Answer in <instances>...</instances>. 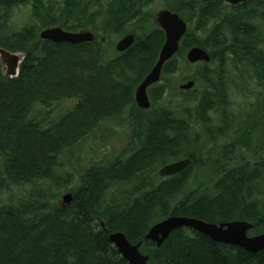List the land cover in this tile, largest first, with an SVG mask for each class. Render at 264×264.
I'll list each match as a JSON object with an SVG mask.
<instances>
[{
  "label": "trees",
  "instance_id": "trees-1",
  "mask_svg": "<svg viewBox=\"0 0 264 264\" xmlns=\"http://www.w3.org/2000/svg\"><path fill=\"white\" fill-rule=\"evenodd\" d=\"M154 1L0 0V48L24 54L16 77L0 66V264H127L108 241L116 232L141 242L148 264H264V252L252 255L186 228L160 248L144 240L170 216L246 221L253 225L248 236L264 232V0H167L188 30L163 67V83L148 88L144 111L134 89L165 40L143 12ZM20 6L32 24L15 30L10 19ZM57 25L89 30L95 40L73 46L39 39ZM127 34L133 45L111 58L105 45ZM194 46L208 52L209 63L185 62ZM195 65L180 80L194 87L175 88L178 79L168 76ZM128 106V147L87 165L71 203L59 207L51 181L57 159L80 161L79 142ZM185 158L192 163L182 173L158 177V168Z\"/></svg>",
  "mask_w": 264,
  "mask_h": 264
},
{
  "label": "water",
  "instance_id": "water-1",
  "mask_svg": "<svg viewBox=\"0 0 264 264\" xmlns=\"http://www.w3.org/2000/svg\"><path fill=\"white\" fill-rule=\"evenodd\" d=\"M224 2L230 6H235L246 3L247 0H224ZM156 23L163 31L165 40L155 64L134 92L136 106L144 111L149 110L151 107L148 88L161 82L164 65L179 51L180 44L188 30L187 23L178 14L169 9L161 10L156 14ZM39 39L53 44H68L74 46L92 43L95 40V36L89 30L68 32L60 27H53L42 30L39 34ZM133 43L134 35L127 34L118 40L114 50L117 53H123ZM0 60L5 65V75L9 78L16 77L21 63L19 56L0 48ZM185 62L190 65L209 63L210 57L207 51L194 46L190 47L186 52ZM194 85V81H187L180 84L178 89L181 91H189ZM191 163V159L185 158L165 164L158 170L157 175L160 178L176 176L186 170ZM71 201V194H66L62 197L63 206L69 205ZM182 228L200 233L214 243L241 248L252 255L264 252V234L248 236V232L253 228V225L249 222L238 220L214 224L195 218L170 216L150 227L144 240L150 241L157 248H160L173 232ZM108 241L127 264H148L149 257L140 252L141 242L131 244L121 232L110 234Z\"/></svg>",
  "mask_w": 264,
  "mask_h": 264
},
{
  "label": "rangeland",
  "instance_id": "rangeland-1",
  "mask_svg": "<svg viewBox=\"0 0 264 264\" xmlns=\"http://www.w3.org/2000/svg\"><path fill=\"white\" fill-rule=\"evenodd\" d=\"M58 2L61 3L62 0H58ZM164 9H167V0H155L151 4H148L143 9L146 21H150L151 19H153L155 22L154 24H156V14ZM29 24H32L29 8L22 6L16 8L12 14V18L10 19V26H12L15 30H21L26 25ZM55 27H60V26L57 25ZM122 37H116L115 39H113V43L111 45H105V48L107 49V53L110 55L111 58L115 55V50H114L115 44ZM16 54L21 59V63H22L23 61L22 54L21 53H16ZM3 66L5 67V65ZM196 66L197 65L190 68H182L179 71L174 72L173 75L168 76L171 79H178L175 88H177V86L181 83L180 80H182V78L190 74L193 71L194 67ZM2 73L3 75H5V71H3ZM162 83L163 82H160V84ZM71 104L72 103L67 102L65 103V105H63V108L65 109L71 108ZM129 111H130V107L128 106L125 109H123L122 113L123 112L124 113L123 114L120 113L121 115L117 116L115 119L109 118L104 120L103 118L102 120H100L98 127L92 133L87 135L83 140L79 142V146H81V149L83 150V152H80L82 154L80 161L78 159L76 160V162L69 164L68 163L69 159H67L68 156L66 157V155L65 157L63 155H60V157L57 159V163H59L58 165L60 167L56 168V170L53 171L54 172L56 171L55 173L58 176L57 175L53 176L51 181L52 182L55 181V187L52 189V192L58 194L56 204L59 207H63L62 197L64 195L71 194V196H73L74 194L73 190L78 187L76 177L79 176V174L83 170H86L87 165H89L93 160H97V159L110 161L117 155L123 153L124 150L128 147V143L131 136V122L128 121L126 114ZM97 132H100L99 136ZM74 149H76V147ZM1 159L2 158L0 156V162ZM65 163H67L68 165L66 166ZM59 168H63V169H59ZM160 168H158V170ZM64 171L65 172L68 171L67 176L61 175ZM116 194L117 193L115 192V195ZM260 234H264V232L259 233L257 235Z\"/></svg>",
  "mask_w": 264,
  "mask_h": 264
},
{
  "label": "flooded vegetation",
  "instance_id": "flooded-vegetation-1",
  "mask_svg": "<svg viewBox=\"0 0 264 264\" xmlns=\"http://www.w3.org/2000/svg\"><path fill=\"white\" fill-rule=\"evenodd\" d=\"M16 53H21V52H16ZM16 53H15V54H16ZM21 54H22V56H23L22 60H24V54H23V53H21ZM0 63H1V64H0V66H1V71L3 70V71L6 72V69H5V67L3 66V63L1 62V60H0ZM3 71H2V72H3ZM18 73H19V71H18Z\"/></svg>",
  "mask_w": 264,
  "mask_h": 264
}]
</instances>
